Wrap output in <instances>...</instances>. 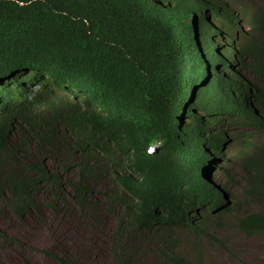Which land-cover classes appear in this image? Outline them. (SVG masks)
<instances>
[{"label":"trees","instance_id":"16d2710c","mask_svg":"<svg viewBox=\"0 0 264 264\" xmlns=\"http://www.w3.org/2000/svg\"><path fill=\"white\" fill-rule=\"evenodd\" d=\"M244 12L226 0H0V197L23 217L47 185L60 197L69 183L85 202L93 173H109L132 237L191 264L173 253L179 230L217 241L215 214L264 201V150L240 169L245 201L228 204L211 176L228 116L264 130V6L236 43ZM203 85L215 95L206 108ZM51 163L78 174L65 181ZM237 227L264 234V212ZM117 236L122 260V225Z\"/></svg>","mask_w":264,"mask_h":264},{"label":"rangeland","instance_id":"374dc122","mask_svg":"<svg viewBox=\"0 0 264 264\" xmlns=\"http://www.w3.org/2000/svg\"><path fill=\"white\" fill-rule=\"evenodd\" d=\"M226 1L237 11L246 12L240 35L236 38V43H240L243 34L255 33L251 27L255 7L264 6V0ZM223 50L221 48V52ZM233 65V70L248 75L241 69L239 60L234 59ZM220 70L226 72L227 68L221 65ZM233 74L238 79L236 73ZM204 87L198 99L204 102L198 103V106L205 104L203 106L206 108V104L214 103L215 95L204 92ZM198 112L204 114L202 109H198ZM228 117L224 128L230 142L225 146L222 158L212 163L211 176L227 186L230 204L234 205L245 201L240 169L247 157L264 150V130L250 127L242 118L234 122L232 116ZM65 164L71 166L68 162ZM58 165L50 164L53 170L61 168L65 181L78 174L73 165L69 172L64 169V164ZM227 171L232 172L233 177L227 175ZM95 173L92 190L85 202L78 198L69 183H64L60 197L47 185L38 198L40 209L32 207V213L18 217L0 197V264H157L159 260L162 264H168L164 253L172 251L163 250L152 235L132 237L130 219L119 206H110L108 193L115 190L111 176L101 172L100 177ZM255 211L264 212V201L261 204H243L235 208L232 215L222 212L215 214L222 216L211 230L217 239L214 242L207 238L195 242L191 233L179 230V236L174 239L173 253L185 257L191 264H264V234L249 237L237 227L239 216ZM121 225L126 249L122 260H119L118 254L122 249L117 248V233Z\"/></svg>","mask_w":264,"mask_h":264},{"label":"water","instance_id":"95a60500","mask_svg":"<svg viewBox=\"0 0 264 264\" xmlns=\"http://www.w3.org/2000/svg\"><path fill=\"white\" fill-rule=\"evenodd\" d=\"M227 200H228V201H227V202H228V204H230V201H229V196L227 197Z\"/></svg>","mask_w":264,"mask_h":264},{"label":"clouds","instance_id":"9594fccd","mask_svg":"<svg viewBox=\"0 0 264 264\" xmlns=\"http://www.w3.org/2000/svg\"><path fill=\"white\" fill-rule=\"evenodd\" d=\"M242 75V74H241Z\"/></svg>","mask_w":264,"mask_h":264}]
</instances>
